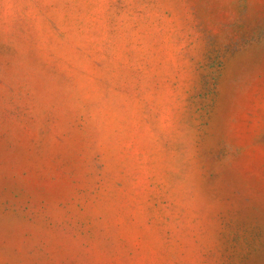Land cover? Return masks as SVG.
Wrapping results in <instances>:
<instances>
[{"label":"rangeland","instance_id":"374dc122","mask_svg":"<svg viewBox=\"0 0 264 264\" xmlns=\"http://www.w3.org/2000/svg\"><path fill=\"white\" fill-rule=\"evenodd\" d=\"M27 2L0 3V264H264V0H188L191 81L164 76L145 106L172 126L174 97L182 139L140 120L156 79L147 21L72 58L59 11L28 47L11 39L30 20L9 8L6 23L4 4ZM92 84L111 87V122L76 106ZM181 142L199 170L189 193L169 167Z\"/></svg>","mask_w":264,"mask_h":264},{"label":"clouds","instance_id":"9594fccd","mask_svg":"<svg viewBox=\"0 0 264 264\" xmlns=\"http://www.w3.org/2000/svg\"><path fill=\"white\" fill-rule=\"evenodd\" d=\"M3 2L4 0H0V3ZM4 7L6 23L9 8L16 10L15 15L30 20L28 27L21 26L22 30L11 37L20 47L29 46L31 27L41 25L47 27L48 22L59 11L67 28L66 32L62 30L63 34L59 39L62 41L64 52L72 58L80 54V41L84 39L88 41L97 37L102 40L108 39L110 34L115 35L147 21L151 31L156 34V40L152 63L145 71L152 73L156 79L151 81L155 89H141L143 95L137 103L140 120L149 121L148 124H144L145 131H148L150 126L157 132L173 133L175 138H183V133L176 127L182 120L183 109L179 102H173L174 97L169 101L173 112L172 126L161 123L159 119L150 120L151 112L146 113L145 106L155 111L154 106L159 104L161 99L157 96L156 89L160 88V80L164 76L171 78L176 75L177 89L191 81L199 40L198 33L193 28V14L188 0H28L23 4L5 3ZM5 38L8 39L7 28ZM105 91L110 92L111 87L102 84L90 85L80 93L76 106L82 113L88 112L94 117L99 114L102 120L111 122L115 113L111 110V100L107 97L102 98ZM105 131L107 132V129ZM102 139L107 140L108 135ZM102 150H107V145H104ZM174 151L178 159L169 165L172 174L184 193L192 192L199 179L194 147L191 143L181 142L174 145ZM109 154L110 151L92 162L100 166L98 170L101 174L107 170L106 161Z\"/></svg>","mask_w":264,"mask_h":264}]
</instances>
